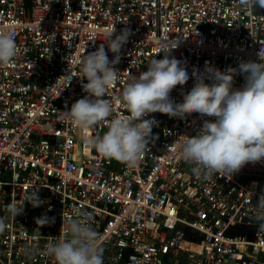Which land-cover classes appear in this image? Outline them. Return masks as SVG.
Segmentation results:
<instances>
[{
    "label": "built area",
    "instance_id": "1",
    "mask_svg": "<svg viewBox=\"0 0 264 264\" xmlns=\"http://www.w3.org/2000/svg\"><path fill=\"white\" fill-rule=\"evenodd\" d=\"M112 25L130 30L114 66L118 80L104 97L112 117L129 118L117 98L132 75L147 70L160 39L179 41L170 55L190 71L206 63L238 68L264 51V8L241 0H0V30H12L17 45L13 60L0 65V264H55L45 245L68 217L87 219L98 232L104 264H264L257 220L264 161L231 178L197 176L177 150L180 136L195 135L213 117L150 113L145 119L157 123L129 168L81 139L102 135L112 117L82 132L61 115L86 95L78 59ZM195 82L190 76L175 86L171 99L181 101ZM243 83L234 74L233 86ZM35 192L39 207L25 201L15 219L4 211ZM42 215L49 218L43 226L36 222Z\"/></svg>",
    "mask_w": 264,
    "mask_h": 264
},
{
    "label": "clouds",
    "instance_id": "2",
    "mask_svg": "<svg viewBox=\"0 0 264 264\" xmlns=\"http://www.w3.org/2000/svg\"><path fill=\"white\" fill-rule=\"evenodd\" d=\"M241 2L264 8V0ZM129 35L128 28L117 33L112 25L104 33L103 43L87 54L85 49L77 61L80 73L76 76L87 81L82 83L86 95L60 113L82 132L112 117L113 105L104 97L118 80L119 71L114 66L120 61L121 49ZM156 43L158 47L154 54L162 52L163 57L156 59L153 54L147 70L138 76L132 75L117 98L130 114L129 118L112 117L108 120L106 132L82 135V141L100 156L133 168L157 123L154 118L145 117L155 112L169 117L197 113L214 119L204 120L195 135L180 136L175 141L181 158L194 165L192 171L195 175L199 176L203 171L206 177L223 174L231 178L245 164L264 161V51L257 53L258 61L241 60L238 68L229 66L221 71L206 63L203 71H190L170 55L171 50L178 46V40L166 37ZM108 52L113 54L111 59ZM16 53L14 32L0 30V65H8ZM237 72L244 75V83L239 88L233 86ZM190 76H196L194 86L185 92L181 101H173L170 97L173 88L184 85ZM206 80L211 82L206 83ZM25 201L33 207L42 203L35 192L31 197L26 196L20 205H6L4 211L15 219L23 212ZM257 207L260 210L257 220L264 228V195L257 201ZM36 222L43 226L49 218L42 215L36 218ZM5 228L4 218L0 217V232ZM44 252L54 259L55 264H104L98 232L87 219L79 217L66 218L58 238L49 241Z\"/></svg>",
    "mask_w": 264,
    "mask_h": 264
}]
</instances>
